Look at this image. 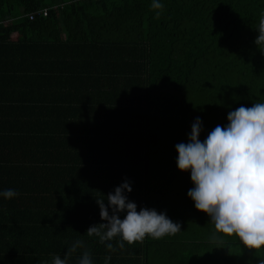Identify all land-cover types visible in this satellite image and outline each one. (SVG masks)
Wrapping results in <instances>:
<instances>
[{
  "label": "trees",
  "instance_id": "trees-1",
  "mask_svg": "<svg viewBox=\"0 0 264 264\" xmlns=\"http://www.w3.org/2000/svg\"><path fill=\"white\" fill-rule=\"evenodd\" d=\"M0 0V264H261L188 196L176 145L264 102V0ZM57 8V9H56ZM48 10L44 16L41 10ZM34 14V19L30 15ZM18 35L16 39H13ZM175 235L109 252L86 235L117 187ZM126 212L120 213L124 219ZM119 237L111 241L116 246Z\"/></svg>",
  "mask_w": 264,
  "mask_h": 264
},
{
  "label": "clouds",
  "instance_id": "clouds-1",
  "mask_svg": "<svg viewBox=\"0 0 264 264\" xmlns=\"http://www.w3.org/2000/svg\"><path fill=\"white\" fill-rule=\"evenodd\" d=\"M163 4L152 0L151 8L159 19ZM255 44L264 48V15L259 19ZM228 125H217L201 142L199 139L202 122L197 118L192 125L189 143L176 145L177 165L181 172L191 173L194 188L188 196L198 211L207 214L214 224L213 240L223 237H237L249 250L264 251V102L252 107L241 106L229 112ZM131 192L129 182L115 189L105 200L97 199L100 216L106 223L91 226L86 235L99 238L109 252L124 249L143 242L150 237L154 240L175 235L181 225L174 223L166 214L147 208L137 211V205L129 202L124 192ZM5 199L18 195L13 189L0 192ZM126 212L124 219L120 213ZM119 237L114 247L113 241ZM83 247L76 241L68 249L64 259L53 257L52 264H67L68 258ZM111 256L105 257V264ZM77 264H92L90 252H83ZM264 264V261H261Z\"/></svg>",
  "mask_w": 264,
  "mask_h": 264
},
{
  "label": "built area",
  "instance_id": "built-area-1",
  "mask_svg": "<svg viewBox=\"0 0 264 264\" xmlns=\"http://www.w3.org/2000/svg\"><path fill=\"white\" fill-rule=\"evenodd\" d=\"M39 13H42L44 16H47L48 15V10L47 9L41 10V12H39ZM34 16H35L34 14L30 15V19L33 20Z\"/></svg>",
  "mask_w": 264,
  "mask_h": 264
},
{
  "label": "crops",
  "instance_id": "crops-1",
  "mask_svg": "<svg viewBox=\"0 0 264 264\" xmlns=\"http://www.w3.org/2000/svg\"><path fill=\"white\" fill-rule=\"evenodd\" d=\"M18 35H15L14 37H17Z\"/></svg>",
  "mask_w": 264,
  "mask_h": 264
},
{
  "label": "rangeland",
  "instance_id": "rangeland-1",
  "mask_svg": "<svg viewBox=\"0 0 264 264\" xmlns=\"http://www.w3.org/2000/svg\"><path fill=\"white\" fill-rule=\"evenodd\" d=\"M13 39H16V37H13Z\"/></svg>",
  "mask_w": 264,
  "mask_h": 264
}]
</instances>
